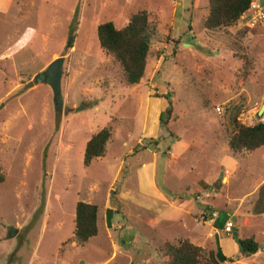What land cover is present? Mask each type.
<instances>
[{"label":"rangeland","instance_id":"rangeland-1","mask_svg":"<svg viewBox=\"0 0 264 264\" xmlns=\"http://www.w3.org/2000/svg\"><path fill=\"white\" fill-rule=\"evenodd\" d=\"M207 5L0 0V264H162L159 249L185 239L220 253V264H264V147L241 155L228 147L232 118L264 120V20L249 10L208 31ZM140 11L157 27L144 77L131 86L100 50L96 28H122ZM57 59L55 91L44 74ZM168 108L164 126L158 117ZM103 128L111 130L105 155L85 166V144ZM152 161L157 208L178 206L162 222L136 172ZM77 202L97 206L98 232L73 248ZM234 236L252 237L258 252H235Z\"/></svg>","mask_w":264,"mask_h":264},{"label":"trees","instance_id":"trees-1","mask_svg":"<svg viewBox=\"0 0 264 264\" xmlns=\"http://www.w3.org/2000/svg\"><path fill=\"white\" fill-rule=\"evenodd\" d=\"M252 2V0H208L203 28L212 31L235 25L249 10ZM155 17L153 13L140 11L133 14L122 28H116L112 22L103 23L96 28L100 50L119 65L125 84L137 85L144 77L146 60L157 27ZM74 38V34L69 36L65 50L73 47ZM165 96L164 98L169 101L168 94ZM169 112L168 108L159 114V123L165 126L164 116ZM231 122L233 132L228 139V147L233 154L251 153L264 147V120L251 126L241 124L236 117L232 118ZM110 138L111 130L108 128H103L90 136L84 147L85 166L105 155ZM3 181L4 177L0 174V184ZM207 210L206 208L204 211ZM97 221V206L77 202L74 209L73 234L66 244L73 248L84 246L97 235ZM232 241L237 247V252L246 258L255 255L259 250V244L252 237L239 239L234 236ZM159 250L164 258L162 264H220L223 260L219 258L220 253L213 250L206 252L186 239L176 245L165 243Z\"/></svg>","mask_w":264,"mask_h":264},{"label":"crops","instance_id":"crops-1","mask_svg":"<svg viewBox=\"0 0 264 264\" xmlns=\"http://www.w3.org/2000/svg\"><path fill=\"white\" fill-rule=\"evenodd\" d=\"M176 147L174 148V150H179L177 148V145H175ZM181 152V151H180ZM176 153V152H175ZM145 167L147 168L146 172L147 173H144L142 171V169H138L136 172H137V175L139 174V181L141 182L142 180V183L140 184V188H141V192L143 189H148L147 191H149V193L152 195L151 199H153V203L150 202V205H153L155 206V208H152L153 211H155L154 213H158L159 214V218L162 221H165L164 219H166V217L169 216V214H171L173 211L175 210H178V206L176 207H168V208H165L164 210L160 209V208H157V201L158 200H163V193H161L158 189H156V185H155V177H156V169H155V166H154V162L152 161V165L146 163L145 164ZM142 185V187H141ZM145 191V190H143ZM165 193V192H164ZM124 196V194H121ZM118 199H119V196H118ZM141 209H145V208H148L149 206H146L143 204V206H139ZM108 208V207H107ZM108 211V210H107ZM110 212V211H109ZM152 221V220H150ZM180 222V221H179ZM108 224V219H107V222ZM105 223V225H106ZM174 223H177V222H174ZM108 226V225H107ZM110 227V226H109ZM107 229V227H106ZM119 229V227H118ZM187 240V239H186ZM189 241V240H188ZM236 246H234V250L236 252Z\"/></svg>","mask_w":264,"mask_h":264},{"label":"water","instance_id":"water-1","mask_svg":"<svg viewBox=\"0 0 264 264\" xmlns=\"http://www.w3.org/2000/svg\"><path fill=\"white\" fill-rule=\"evenodd\" d=\"M60 59L55 60L50 66L46 69L45 76L48 79L50 86L56 91L58 89V80H59V66ZM43 75H38L34 78L33 82H40L42 80ZM33 82H30L28 86H32ZM264 111V105L258 113V116H261Z\"/></svg>","mask_w":264,"mask_h":264},{"label":"built area","instance_id":"built-area-1","mask_svg":"<svg viewBox=\"0 0 264 264\" xmlns=\"http://www.w3.org/2000/svg\"><path fill=\"white\" fill-rule=\"evenodd\" d=\"M249 10H251L252 16L251 19L256 21H262L264 20V9H262L261 7H259L258 5H255L254 3H252L250 5ZM248 10V11H249ZM212 214H210L209 220L211 222H214L218 219V215L216 213L211 212ZM232 228H233V224L230 221H227L224 223L223 225V231L225 233L226 236H229L232 232Z\"/></svg>","mask_w":264,"mask_h":264}]
</instances>
